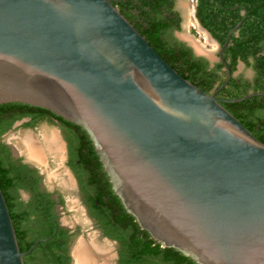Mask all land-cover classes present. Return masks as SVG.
Instances as JSON below:
<instances>
[{"label": "water", "instance_id": "95a60500", "mask_svg": "<svg viewBox=\"0 0 264 264\" xmlns=\"http://www.w3.org/2000/svg\"><path fill=\"white\" fill-rule=\"evenodd\" d=\"M228 73L204 92L111 0H0V105L82 127L114 193L164 248L196 264H264V144L222 104L264 93L217 97ZM41 241L21 251L0 187V264H25Z\"/></svg>", "mask_w": 264, "mask_h": 264}, {"label": "trees", "instance_id": "16d2710c", "mask_svg": "<svg viewBox=\"0 0 264 264\" xmlns=\"http://www.w3.org/2000/svg\"><path fill=\"white\" fill-rule=\"evenodd\" d=\"M111 1L182 77L204 92L210 93L217 86L224 85L229 77V68L231 79L217 97L236 100L251 92L264 93V0H196V15L200 24L221 46L225 44L230 32L241 23L224 49V60L213 68L208 60L196 56L190 46L175 37L174 31L181 30L182 19L174 8V0ZM240 62L253 70L251 80L242 75L234 76ZM225 64L228 67L222 72ZM222 104L264 144V96H253L238 103L226 101ZM43 115H51L71 130H75L77 139L73 142L77 146L74 147L73 143L71 145V163L81 177L84 173L87 174V183L95 190L94 195L90 197L95 213L107 215L111 221L123 222L121 224L126 226L135 225L136 231L131 235L129 243L130 256L133 259L150 256L159 259L156 264H196L178 250L164 248L147 231H142L141 227L137 226L134 216L127 212L120 198L114 193L94 144L82 127L43 108L21 103L2 104L0 139L16 121L32 117L33 121L26 124L31 126ZM25 173L36 174L29 167L13 161L10 149L0 143V187L14 222L20 249L27 252L37 240L47 239L45 242L41 241L25 257V264H69L68 231L61 229L56 223L54 201L49 194L39 191L38 179H35L29 188L26 187L23 183ZM17 189L33 192V200L29 206L19 201ZM102 220L109 224L104 218ZM138 232L142 237L136 235ZM141 243L142 249L139 247Z\"/></svg>", "mask_w": 264, "mask_h": 264}, {"label": "flooded vegetation", "instance_id": "af4514ba", "mask_svg": "<svg viewBox=\"0 0 264 264\" xmlns=\"http://www.w3.org/2000/svg\"><path fill=\"white\" fill-rule=\"evenodd\" d=\"M178 2L179 0H174V8L180 14L182 23L181 30L174 31L176 38V34L184 29L183 23L185 22L184 11L179 8ZM191 3L193 7V10H191L193 17L198 23L199 20L196 15V0H191ZM177 39L180 40L179 38ZM217 44L220 47L218 53L219 60L217 62H212L205 56H201L209 61L211 68L215 67L220 61H223L221 59V49L223 46H221L219 42ZM226 68L227 67L223 68L222 72H224ZM236 73L234 76H241ZM243 77L247 80H251L245 76ZM32 121V117H24L16 121L11 128L1 136L0 143L5 144L10 149L13 161L29 167L30 170H33L36 173V176L32 173H25L23 183L26 187L29 188L33 181L38 179L39 182L37 183V187L39 191L44 194H49L54 201L56 223L61 229L68 231L69 264H77L75 251L80 242L86 244L89 248L90 254L99 258H97V262L101 263L103 261L102 257H100V253L93 245L91 238H95L100 243H106V245L111 248L109 249L111 264H156L159 260L158 258L140 256L139 259H133L130 256L129 243L132 238L131 235L136 231L134 224L126 226L125 224H121L123 222L118 223L116 220L111 221V218H108L107 215H98L95 213L90 202V197L94 195L95 190L88 185L87 174L84 173V176L81 177L71 163L73 158L71 145L73 143L74 147L77 146V144L73 142L77 139L75 130H71L70 127L66 126L63 122L55 119L51 115H43L36 119L33 125L26 126V124ZM54 132L61 138L62 151L57 155L52 150L47 149L44 165L34 162L26 153L14 155L13 149L9 145L10 140L12 141L11 143L17 146L23 137H30L44 147L45 138ZM12 136H19V138L16 137L11 139ZM53 176L60 178L67 177L70 183L59 181L58 179L60 178L57 179ZM66 183L67 185H71L67 186ZM16 191L19 194V201H23L29 206L33 200V192L26 189H17ZM25 196L27 198H25ZM96 205H98V203H96ZM103 213L106 214L104 211ZM102 218L107 220L109 224H105ZM31 219H33V216H31ZM137 226H139V224H137ZM98 232L100 233V236ZM140 232L136 234L138 237H142ZM139 247L142 249L143 243H141Z\"/></svg>", "mask_w": 264, "mask_h": 264}, {"label": "bare ground", "instance_id": "6f19581e", "mask_svg": "<svg viewBox=\"0 0 264 264\" xmlns=\"http://www.w3.org/2000/svg\"><path fill=\"white\" fill-rule=\"evenodd\" d=\"M44 142H45L44 147H42V145H40L34 139L30 137H23L20 140V143L17 145V151L20 154L26 153L31 160H33L34 162L40 165H44L45 164V154H46L47 149L52 150L55 154L58 155L62 151V143H61L62 141H61V138L58 136V134L54 132L50 136L46 137ZM53 177L57 179L60 178L56 176H53ZM58 180L62 182L70 183L67 177H63ZM70 185H67V186H70ZM91 241L93 245L96 247L97 251L100 253V257H102L103 261L101 263L97 262L98 257L96 258L93 254H90L89 248L86 246V244L80 242V244H78L76 251H75L77 264H111L110 255H109V249L111 248H109L106 245V243L105 244L100 243L95 238H91Z\"/></svg>", "mask_w": 264, "mask_h": 264}, {"label": "rangeland", "instance_id": "374dc122", "mask_svg": "<svg viewBox=\"0 0 264 264\" xmlns=\"http://www.w3.org/2000/svg\"><path fill=\"white\" fill-rule=\"evenodd\" d=\"M178 6L184 11L185 22L183 23L184 29L176 34L177 38L188 42V38L186 37L191 36L193 40H196L195 43H199L197 46L204 52L203 55L212 62H217L219 60L218 53L220 47L218 44L211 41L194 19L191 11L193 10L191 0H179ZM236 74L252 79L254 72L252 69L247 68L244 63H240ZM25 198L27 197L25 196Z\"/></svg>", "mask_w": 264, "mask_h": 264}, {"label": "crops", "instance_id": "0c3cea01", "mask_svg": "<svg viewBox=\"0 0 264 264\" xmlns=\"http://www.w3.org/2000/svg\"><path fill=\"white\" fill-rule=\"evenodd\" d=\"M199 25V24H198Z\"/></svg>", "mask_w": 264, "mask_h": 264}]
</instances>
